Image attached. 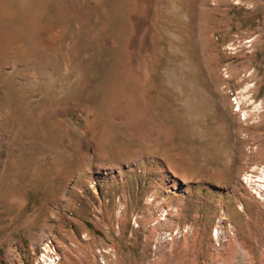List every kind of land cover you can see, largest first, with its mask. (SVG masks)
<instances>
[{
	"label": "rangeland",
	"instance_id": "obj_1",
	"mask_svg": "<svg viewBox=\"0 0 264 264\" xmlns=\"http://www.w3.org/2000/svg\"><path fill=\"white\" fill-rule=\"evenodd\" d=\"M126 1L0 0V264H264V0Z\"/></svg>",
	"mask_w": 264,
	"mask_h": 264
},
{
	"label": "bare ground",
	"instance_id": "obj_2",
	"mask_svg": "<svg viewBox=\"0 0 264 264\" xmlns=\"http://www.w3.org/2000/svg\"><path fill=\"white\" fill-rule=\"evenodd\" d=\"M106 4L107 8L104 10L105 18L102 21L112 27L115 42L108 50L103 52L106 59L103 60L102 63H99V67L94 68V71L101 69V78L98 86L101 88L102 93L111 86L113 79L119 76L120 70L126 66L125 41L130 27L128 20L130 3L128 4L126 0H107ZM94 11L95 9L89 5L87 23V33L89 36H91L92 31L97 24L92 19ZM90 38L91 37L88 39V43L90 47H92V39ZM248 179L249 182H252V187L258 194L261 192L264 194V166L260 167L256 174L248 176ZM49 261L53 262L54 259H50Z\"/></svg>",
	"mask_w": 264,
	"mask_h": 264
}]
</instances>
